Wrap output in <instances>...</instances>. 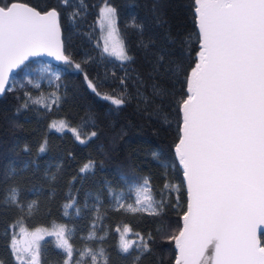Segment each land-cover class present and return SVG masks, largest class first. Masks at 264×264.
I'll use <instances>...</instances> for the list:
<instances>
[{
	"label": "trees",
	"instance_id": "trees-1",
	"mask_svg": "<svg viewBox=\"0 0 264 264\" xmlns=\"http://www.w3.org/2000/svg\"><path fill=\"white\" fill-rule=\"evenodd\" d=\"M22 1L39 10L57 9L71 63L48 62L58 69L54 74L37 70L39 58L30 59L0 96V197L9 186H18L21 202L37 205L30 213L0 206V262L19 264L10 247L19 228L63 226L73 264L85 248H102L108 264H173L176 251L169 237L179 230L186 207L174 145L186 77L199 51L193 0ZM101 1L116 10L127 61L102 51L96 24ZM74 10L79 11L75 18ZM77 63L81 69L74 67ZM105 96L124 103L117 106ZM54 120L64 127L52 128ZM86 164L91 167L81 172ZM142 179L149 181L157 201L163 199L159 214L118 208L110 194V189L131 192V184ZM89 234L96 239L89 240ZM121 236L132 245L127 254L120 250ZM260 239L264 244L262 234ZM144 242L150 250L142 248ZM39 243L40 264H65L66 253L55 236Z\"/></svg>",
	"mask_w": 264,
	"mask_h": 264
},
{
	"label": "snow or ice",
	"instance_id": "snow-or-ice-1",
	"mask_svg": "<svg viewBox=\"0 0 264 264\" xmlns=\"http://www.w3.org/2000/svg\"><path fill=\"white\" fill-rule=\"evenodd\" d=\"M62 2L68 5L70 0ZM193 2L199 51L198 62L186 77L187 98L180 100L182 126L175 154L183 166L188 204L182 229L169 237L179 250L175 264H264L259 234L264 226V0ZM78 14L74 10L73 18ZM59 15L54 8L42 14L19 0H0V95L6 88L10 90L12 69L30 56L46 52L71 63L62 51ZM98 19L102 31L107 29L103 53L121 61L131 59L115 28L116 10L105 5ZM113 36L116 43L110 48L108 39ZM74 67L81 69L78 63ZM88 85L96 91L90 80ZM104 98L117 106L124 103L123 99ZM33 103L39 104L40 99ZM51 127L56 128V123ZM95 135L93 131L91 136ZM39 150L45 149L41 146ZM90 167L86 164L81 172ZM31 191L35 193L36 189ZM109 191L116 206L130 212L151 209V214H159L157 210L163 207V199H155L147 179L137 183L134 204L126 205L123 196ZM22 192L18 186H9L0 197V206L32 212L37 205L21 202ZM65 231L58 226L48 235L55 236L56 246L66 253L65 264H73V248ZM124 231L130 229L125 227ZM42 239L37 229L21 249L13 238L10 247L16 253L15 260L19 264H40ZM88 239L96 237L89 234ZM141 246L150 250L147 242ZM210 246L214 254L206 256ZM131 247L121 236L122 253H129ZM85 261L108 264V257L102 248H85L74 264Z\"/></svg>",
	"mask_w": 264,
	"mask_h": 264
},
{
	"label": "rangeland",
	"instance_id": "rangeland-1",
	"mask_svg": "<svg viewBox=\"0 0 264 264\" xmlns=\"http://www.w3.org/2000/svg\"><path fill=\"white\" fill-rule=\"evenodd\" d=\"M105 5L114 8L111 3L107 2V1H101L100 4H99V6H98V13L100 12L101 9H103L105 7ZM96 24H97L98 29H99V36H100V41H101V46H102L103 43H104V38L107 35V29L105 28L102 31V29H101V22L98 19V15L96 17ZM115 28H116V23H115ZM119 39H120V36H119ZM120 41H121V39H120ZM108 43H109V47L111 48L112 45L114 43H116L115 37L114 36L113 37H110L108 39ZM47 63H48L47 60L37 59V61H36V68H37V70L43 71L44 69H48L50 72H52L54 74L58 72V69L56 67H48L47 66ZM53 122L56 123V128L55 129H62L64 127V123L61 120H54V121L50 122V126L53 124ZM136 185H137L136 182H133L131 184V188H132V191L131 192H129V191H120V192H117V194H119L120 196H123L125 198V201L124 202H125L126 205L127 204H130V203L131 204H134L135 196H134L133 193H134V190H135ZM149 210H151V209H149ZM37 229H40L41 230V234L43 235V237H45V236L48 235V232H52L56 228L53 229V228H45V227H35V228L29 229V230L23 229L24 231H22V229L19 228L17 230V232L13 235L12 239L14 238L17 241V247L18 248L23 249V247L26 244V241L30 238V234L32 232H35V230H37ZM14 254H16V253L14 252Z\"/></svg>",
	"mask_w": 264,
	"mask_h": 264
},
{
	"label": "water",
	"instance_id": "water-1",
	"mask_svg": "<svg viewBox=\"0 0 264 264\" xmlns=\"http://www.w3.org/2000/svg\"><path fill=\"white\" fill-rule=\"evenodd\" d=\"M19 2H21V3H25V4H27L28 6L33 7V8L36 9L37 11H40L42 14L45 13V12H47L48 10H51V9L54 8V7H50V8L44 9V10H39V9H37L36 7L32 6L31 4H28V3H26V2H24V1H22V0H19ZM54 9H56V8H54ZM56 10H57V9H56ZM58 23H59V20H58ZM196 23H197V27H198L197 19H196ZM59 29H60V40H61V42H62L60 24H59ZM62 51H63V53H64V50H63V43H62ZM64 55H66V54L64 53ZM33 58L44 59V60H47L48 62L53 63V64H61V63H65V62L62 61V60H57V59L55 58V56H50V55H48L46 52H42L41 54L36 55V56H30L27 60H25V62L28 61V60H30V59H33ZM25 62H24V63H25ZM196 62H198V56H197V60H196ZM196 62H195V63H196ZM22 65H23V64H22ZM22 65H20V67H21ZM20 67H18V68H20ZM193 67H195V64H194ZM193 67H192V68H193ZM18 68H13L12 71L9 73V81H10L12 75L15 73V71H16ZM190 71H191V69H190ZM190 71H189L188 75H190ZM0 96H1V95H0ZM186 98H187V97H186ZM186 98H185V99H186ZM181 114H182V111H181ZM181 126H182V123H181ZM179 136H180V135H179ZM178 140H179V138H178ZM178 140H177V142L175 143V145L178 143ZM175 145H174V152H175ZM175 155H176V154H175ZM176 157H177V156H176ZM177 158H178V157H177ZM180 166H181V169H182V178H183V182H184V186H185V191H186V207H185V211H184V213H185V212L187 211V204H188L187 184H186V178H185L184 175H183V166H182V165H180ZM184 213H183L182 216H181V224H180V228H179V230L177 231L176 235H178L179 231H180V230L182 229V227H183V215H184ZM259 234H262V235L264 236V226L261 227V229H260V233H259ZM261 245L264 246V244H261ZM174 247H175V242H174ZM175 251H176V253H175V259H174V263H173V264H175V260H176L178 254H179V250L176 249V247H175ZM213 254H214V250H213V248L210 246L209 249H208V252L206 253V256H211V255H213Z\"/></svg>",
	"mask_w": 264,
	"mask_h": 264
}]
</instances>
